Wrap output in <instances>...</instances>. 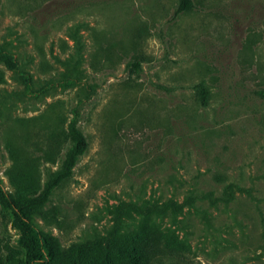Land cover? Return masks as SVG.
Returning a JSON list of instances; mask_svg holds the SVG:
<instances>
[{"label":"rangeland","instance_id":"374dc122","mask_svg":"<svg viewBox=\"0 0 264 264\" xmlns=\"http://www.w3.org/2000/svg\"><path fill=\"white\" fill-rule=\"evenodd\" d=\"M180 1L0 0V258L27 251L1 197L12 133L44 187L75 120L89 148L31 215L47 264H136L150 239L264 264V0Z\"/></svg>","mask_w":264,"mask_h":264},{"label":"trees","instance_id":"16d2710c","mask_svg":"<svg viewBox=\"0 0 264 264\" xmlns=\"http://www.w3.org/2000/svg\"><path fill=\"white\" fill-rule=\"evenodd\" d=\"M193 9V0H181L178 13ZM0 62L12 70H17L12 56L3 52L1 47ZM134 67L138 69L140 65L135 64ZM24 80L28 83L30 76H24ZM260 95H264V92ZM61 136L65 147L61 156L64 160L63 169L55 174L44 187L41 186L36 161L31 159L29 154L27 155L18 136H13L12 133V138L7 145L13 161L9 178L14 194L2 193L1 197L9 208L15 211L24 231L25 240L22 243L27 251L21 264H47L54 258L52 240L37 229L31 215L41 212L50 201L54 191L73 177L78 160L89 148V142L79 130L75 120L62 130ZM161 243L159 240L150 239L139 246L136 264H180L185 260L186 255L180 251V248H171ZM13 261H15L13 256L0 258V264H11Z\"/></svg>","mask_w":264,"mask_h":264}]
</instances>
